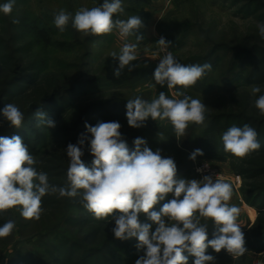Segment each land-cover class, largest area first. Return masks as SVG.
<instances>
[{"label": "clouds", "instance_id": "clouds-1", "mask_svg": "<svg viewBox=\"0 0 264 264\" xmlns=\"http://www.w3.org/2000/svg\"><path fill=\"white\" fill-rule=\"evenodd\" d=\"M14 6L15 0H7L0 4V13L11 15ZM124 11L122 0H103L99 6L81 7L75 15L60 9L54 13L53 22L60 32L71 23V27L85 37L117 30L121 37L135 36L139 43L143 39L137 34L143 27L142 19L137 15L114 19ZM12 22L19 23V19L13 18ZM258 30L264 38V24H259ZM157 45L164 50L170 42L161 37ZM137 46V43H125L119 53L110 54L119 61L114 70L116 77L126 67L129 71L135 67L131 62L138 59ZM211 68L207 62L181 64L167 52L154 71V79L161 86L166 83L169 90L176 89L173 97L182 98H168L161 92L151 101L140 96L129 99L126 104L129 126L139 128L149 117L167 120L173 126L175 136L180 138L190 124L203 125L207 107L180 89L194 86ZM251 93L255 96L261 93V88L253 86ZM254 107L264 116V94L254 100ZM2 115L11 126L22 127L24 113L17 105L7 104ZM34 115L36 127H55V122L45 112L37 110ZM85 127L92 137V166H86L81 159L84 154L82 134L77 144L67 146L69 166L63 186L51 184L47 173L37 171L34 165L38 161L20 136L0 137V212L18 208L24 219L39 220L44 212L42 198L46 195L80 197V203L96 219H114L112 232L117 239H137L136 247L144 249V255L135 264H188L185 251L195 257L194 264H214L215 257L205 254L208 247L217 253L225 249L233 257L246 253L244 234L237 223L240 209L229 204L233 195L230 183L218 178L214 180L209 175L203 176L202 180L177 178L174 160L162 157L160 150L154 152L147 146L142 149L145 140L136 138L135 147L130 150L121 139L118 122H99ZM257 136V131L248 124L243 127L233 125L221 136L223 149L237 158H244L260 149ZM202 155L201 149H195L189 158L195 160ZM169 193H173L174 198L164 203L159 211L152 210ZM140 213L157 225L154 232H150L151 224L140 222ZM202 219L211 220L215 225L211 240L207 235L208 223H202ZM14 229L15 221L8 220L0 226V238L9 236Z\"/></svg>", "mask_w": 264, "mask_h": 264}, {"label": "trees", "instance_id": "trees-1", "mask_svg": "<svg viewBox=\"0 0 264 264\" xmlns=\"http://www.w3.org/2000/svg\"><path fill=\"white\" fill-rule=\"evenodd\" d=\"M234 1L241 3L236 8V13L244 17L258 13L264 8L261 0ZM139 14L144 21L147 20L145 12H139ZM256 17L264 19V14L260 17L257 14ZM27 25L34 31V37L39 43L46 46L53 43L52 26L47 24L40 26L35 22L32 24L27 22ZM182 29L188 31L187 27ZM16 37L18 39V36ZM96 37L98 36H89L86 42L93 41ZM15 39L13 36L11 41H16ZM184 43L183 40L174 41L170 48L176 53ZM207 43H209L208 48L201 55L187 58H178L177 55L175 58L185 65L206 62L212 65L211 71L190 87L191 95H202L217 89L219 95L227 94L229 99L216 105L212 113L206 114L203 125L190 124L186 134L180 137L181 146L177 148L188 156V160L183 157L175 158L177 178L183 177L189 170V166L185 164L186 161L193 162L189 157L195 149L203 151L202 156L196 157L198 159L228 160L234 173L242 179L243 200L257 211V216L248 229L240 228L244 234L246 252L259 254L258 264H264V116H261L254 107V100L264 94V45L253 44L250 49L233 53L229 63L220 67L226 52H231L232 48H228L221 41L207 40ZM0 49L3 51L0 54V137L20 136L29 153L38 161L34 165L37 171L47 173L51 184L63 186L69 166L67 146L70 143L77 144L83 134L84 154L81 159L84 164L87 161H93L94 157L90 151L92 137L85 125L95 126L99 122L127 120V102L111 96L94 98L79 109L71 126L62 128L58 126L55 129L46 126L36 127L37 119L34 114L37 110L45 112L55 121L56 113H66L65 111L69 109L68 97L81 90L83 85L93 81L102 83L107 78L85 80L86 72L83 73L85 70L83 68L82 74L77 75L76 78L66 77L69 80L66 84L65 78L57 76L54 71L45 69V61L35 59L26 61L21 54L24 51L20 50L19 46L8 48L0 44ZM90 53L91 51L86 50L84 56L88 57ZM132 77L122 76L117 78L116 83L122 85L130 82ZM253 86H259L261 93L254 96L251 93ZM9 103L17 105L24 113L23 125L20 128L11 126L2 115V109ZM244 124H248L257 131V139L261 147L244 158H237L224 151L221 136L229 127L233 125L243 127ZM52 129V135L62 133V137L66 138L49 142L46 131ZM119 131L121 139L126 142L130 150L134 149L136 138L146 141V145L141 146L142 149L144 146L152 151L160 148L158 143L133 134L131 129ZM173 145H177L174 138ZM162 206L163 202L159 201L152 210L159 211ZM42 207L44 212L39 220L24 219L18 208L0 212V226L8 220H13L19 236L26 233L33 234L35 230L38 231L36 235L41 234L32 242L35 252L28 250L22 252L16 248L12 251V261L18 260L23 264H135V261L144 255V249L136 247L138 241L135 237L125 240L117 239L112 232L115 227L114 219L111 217L96 219L80 203V197L61 198L58 194L46 195L42 198ZM139 220L142 222L140 218ZM215 231L216 228L212 222L207 228L209 240L214 238ZM14 235L13 230L9 236L0 238V243L13 241ZM29 239L31 237L26 240ZM205 254L215 257L214 264H232L231 256L225 249L217 253L208 247ZM184 255L188 256V264H194V256L186 251ZM12 261L10 264H13Z\"/></svg>", "mask_w": 264, "mask_h": 264}, {"label": "rangeland", "instance_id": "rangeland-1", "mask_svg": "<svg viewBox=\"0 0 264 264\" xmlns=\"http://www.w3.org/2000/svg\"><path fill=\"white\" fill-rule=\"evenodd\" d=\"M6 2L7 0H0V4ZM261 2L264 4V0H261ZM102 3L103 0H15V6L11 15L0 13V44H4L8 48L19 46L20 50L24 51L21 54L24 55L26 61H31L32 59L45 61V69L54 71L57 76L65 78L66 84L69 82L66 77L76 78L77 75L82 74L83 68L85 69L83 73L86 72L84 73L85 80L107 78L102 83L93 81L90 84L83 85L81 90L68 97L67 103L69 104V109L65 111L66 113H56L55 127L53 129L58 128V126H61V128L71 126L79 109L87 101L94 98L111 96L122 102H128L129 99L140 96L145 100L151 101L158 98L161 92L165 93L166 83L161 86L154 79V71L161 59L159 45H157L158 37H163L167 42H170L168 49L174 57L178 55V58L203 54L208 48L207 44L209 43H207V40L210 42L221 41L228 48H232V50L231 52H226V56L221 60L220 67H224L229 63L233 53L242 51L243 49H250V46L253 44L256 46L264 45V38L259 35L258 30V25L264 24V19L256 17L257 14L259 17L261 14H264V8L258 13L244 17L242 14L236 13V8L241 3H236L234 0H171L163 11L155 8L149 9L151 3L147 2V0H122L125 11L118 17H114V19H127L132 15L139 16L143 22V27L137 33L143 37L139 43L136 41L135 36L121 37L117 30L109 34L99 35L93 41L86 42L89 36H82L80 32L71 27V23H69L63 32H60L54 25V13L60 9H65L75 15L81 7L91 8L99 6ZM139 12H145L147 20L144 21ZM156 12L158 14H154ZM158 15H161V18L160 20H156L157 23L154 24V20H149ZM13 18L19 19V23H13ZM148 21H152L151 23L154 25L152 26L150 23L151 25L148 28L146 27L147 31L145 34V24ZM27 22L29 24L35 22L40 26L44 24L52 26L51 39L53 43L48 46L39 43L34 37V31L28 28ZM183 27H187L188 31H183ZM17 32L19 33L16 35ZM153 32L154 35H152ZM13 36L16 38V41H11ZM16 36H18V39ZM182 40L185 43L174 53L170 46L174 41ZM150 42L154 43L153 46L151 45L152 48L147 44ZM125 43L138 44V59L131 62L135 65L131 71L126 67L121 75L116 77L114 70L118 68L119 61L117 58L110 56V54L112 52L119 53L120 48ZM86 50L91 51L88 57L84 56ZM1 53L3 51L0 49ZM122 76L133 77L130 82L120 85L116 83V80L117 78H122ZM180 90L194 99L201 100L207 107L206 114L212 113L214 108L217 107L216 105L229 99L227 94L219 95L217 89L202 95H191L190 87ZM115 122L121 125L122 128L119 129L121 132L131 129L133 134H138L148 141L158 143L160 148H155L153 151L160 150L162 157H170L174 161L176 160L175 158L179 157L188 160V156L177 148V146H181L179 142L180 138L175 136L173 126L169 121L153 120L149 117L143 126L139 128L129 126L127 120L118 119ZM53 129L46 131L49 142L53 140L61 141L66 138L62 137V133L52 135ZM173 138L177 144L176 146L173 145ZM199 161H207L210 166L221 174L223 178L220 180L232 185L233 195L229 204L235 205L240 209L237 219L240 228L245 227L248 229L255 220L257 211L243 200L241 191L242 179L238 175L240 177L239 182H233L237 174L234 173L228 160L216 161L209 158H196L191 163L186 161L185 165L189 166V170L183 177L178 178L202 180L203 176L197 175L194 172V164ZM85 165L91 167L92 161H87ZM173 198L174 194L169 193L162 202L164 204ZM246 207L252 208V210L249 209L250 214L248 216L243 215V213L245 214ZM139 218L142 221L141 223L151 224L150 232L155 231L157 225L148 220L146 215L141 213ZM165 221L168 223L167 218H165ZM201 222H207L208 226L212 223L211 220L204 221L203 219ZM180 226L182 227V225ZM37 232L35 230L33 234L26 233L19 236L17 226H15L14 240L0 243V264H10V261H12V251L16 248H19L22 252L24 250L35 252L32 242H34L35 238L41 236V234L36 235ZM28 237H31V239L26 240ZM230 256L232 264H258L260 258L259 254L250 252H246L243 256L239 257ZM12 262L13 264H23L18 260Z\"/></svg>", "mask_w": 264, "mask_h": 264}, {"label": "built area", "instance_id": "built-area-1", "mask_svg": "<svg viewBox=\"0 0 264 264\" xmlns=\"http://www.w3.org/2000/svg\"><path fill=\"white\" fill-rule=\"evenodd\" d=\"M158 36V35H157ZM161 37H158V41ZM159 52L161 54V59L163 58V55H165L167 52H170L169 49H164L162 50L159 46ZM176 91L175 89L169 90L167 87V84H165V93L168 96V98H180V97H173L172 93ZM197 169H201V171H197ZM194 172L197 175L200 176H205V175H209L212 176L213 179H222L223 177L221 176V174L212 166L209 165V163L207 161H199V162H195L194 164ZM233 182H239L240 177L237 175L234 177Z\"/></svg>", "mask_w": 264, "mask_h": 264}, {"label": "crops", "instance_id": "crops-1", "mask_svg": "<svg viewBox=\"0 0 264 264\" xmlns=\"http://www.w3.org/2000/svg\"><path fill=\"white\" fill-rule=\"evenodd\" d=\"M171 0H147V2H150L151 3V5H150V7H149V9H151V8H155V9H161L162 11H163V9L165 8V7H167V5H169V2H170ZM152 6V7H151ZM150 13H152V12H150ZM154 14H158L157 12L156 13H154ZM160 18H161V15H158V16H155V17H152L151 19H149V20H154L153 22H154V24L155 23H157V21L156 20H160ZM152 21H148L146 24H145V34H146V31H147V28H148V26H150L151 24H152V26L154 25L153 23H151ZM151 23V24H150ZM147 27V28H146ZM152 35H154V32H153V34ZM147 44H149L150 46L152 45H154V43L152 42H150V43H147ZM149 46V47H150ZM152 46H151V48H152ZM148 47V48H149ZM249 209H251L252 210V208H250V207H246V209H245V214L243 213V215H249L250 214V210ZM254 210V209H253ZM256 215V214H255Z\"/></svg>", "mask_w": 264, "mask_h": 264}]
</instances>
